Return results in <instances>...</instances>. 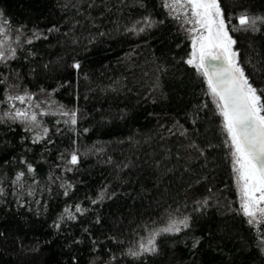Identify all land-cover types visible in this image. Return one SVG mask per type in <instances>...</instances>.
I'll list each match as a JSON object with an SVG mask.
<instances>
[{
    "label": "trees",
    "instance_id": "1",
    "mask_svg": "<svg viewBox=\"0 0 264 264\" xmlns=\"http://www.w3.org/2000/svg\"><path fill=\"white\" fill-rule=\"evenodd\" d=\"M219 3L240 66L264 89V24L238 23L264 17V0ZM0 13L16 49L0 63V117L7 95L27 93L16 107L40 122L0 119V264H264V224L240 212L221 117L164 0H0ZM186 217L155 252L129 255Z\"/></svg>",
    "mask_w": 264,
    "mask_h": 264
},
{
    "label": "snow or ice",
    "instance_id": "2",
    "mask_svg": "<svg viewBox=\"0 0 264 264\" xmlns=\"http://www.w3.org/2000/svg\"><path fill=\"white\" fill-rule=\"evenodd\" d=\"M164 7L173 19L180 22L190 39L191 50L184 62L202 78L206 86V95L221 117V128L226 137L225 146L229 149L231 157L240 212L248 218L249 225L264 224V89L255 87L240 66L238 53L234 50L236 41L229 33L219 0H164ZM8 23L3 18V13H0V37H3L0 39V63H7L16 58V49L9 45L6 35ZM147 23L151 26V22ZM238 23L245 31H259L257 25L264 24V17L249 18L242 15ZM34 36L39 38L35 33ZM16 39L18 42L19 36ZM27 43H32V40L29 39ZM73 67L79 69L80 65L76 63ZM32 99L27 93L7 95L6 100L12 110L4 113L0 119L19 122L25 125L26 131L39 128L37 114L29 112L27 108L16 107L15 103L30 105ZM46 114L48 113H39ZM58 114L68 117L64 121L65 124L75 125L77 122L75 111L58 109ZM47 133L48 129L43 128L42 133L34 136L33 142L38 143L47 136ZM68 162L76 165L78 156L72 154ZM33 171L29 164L28 172ZM24 175L23 172L17 173L14 183L19 184ZM80 211V207L77 206L76 212ZM181 226L188 227L187 217L179 222L171 220L166 227L152 231L146 243H140L138 251L130 249L129 255L139 256L145 252H155L156 238L163 233H178Z\"/></svg>",
    "mask_w": 264,
    "mask_h": 264
},
{
    "label": "rangeland",
    "instance_id": "3",
    "mask_svg": "<svg viewBox=\"0 0 264 264\" xmlns=\"http://www.w3.org/2000/svg\"><path fill=\"white\" fill-rule=\"evenodd\" d=\"M0 39H3V37H0ZM7 39H8V37H7ZM9 40V39H8ZM238 201H239V196H238ZM238 206H240V201H239V205ZM177 222H179V221H177ZM182 227V226H181Z\"/></svg>",
    "mask_w": 264,
    "mask_h": 264
}]
</instances>
